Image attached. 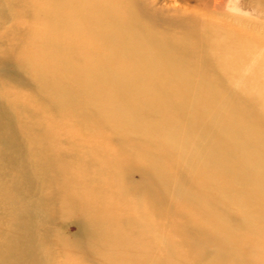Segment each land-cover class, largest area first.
<instances>
[{
	"label": "bare ground",
	"instance_id": "6f19581e",
	"mask_svg": "<svg viewBox=\"0 0 264 264\" xmlns=\"http://www.w3.org/2000/svg\"><path fill=\"white\" fill-rule=\"evenodd\" d=\"M0 264H264V0H0Z\"/></svg>",
	"mask_w": 264,
	"mask_h": 264
},
{
	"label": "rangeland",
	"instance_id": "374dc122",
	"mask_svg": "<svg viewBox=\"0 0 264 264\" xmlns=\"http://www.w3.org/2000/svg\"><path fill=\"white\" fill-rule=\"evenodd\" d=\"M240 15L243 16V17H250L249 15H246L245 13H241ZM125 202H126V200H122V199L114 200V203L117 204V205H125ZM67 230L69 232H71V233L75 232L74 227L72 225H70V224L67 225Z\"/></svg>",
	"mask_w": 264,
	"mask_h": 264
}]
</instances>
